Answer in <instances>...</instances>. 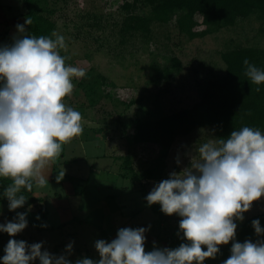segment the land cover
<instances>
[{
  "label": "rangeland",
  "instance_id": "obj_1",
  "mask_svg": "<svg viewBox=\"0 0 264 264\" xmlns=\"http://www.w3.org/2000/svg\"><path fill=\"white\" fill-rule=\"evenodd\" d=\"M126 1L131 0L58 2L52 18L57 23L55 31L66 39L67 49L62 51L68 57V64L83 67L88 76L74 78L73 91L65 98L68 105L81 112L83 132L62 145V154L52 163L49 183L34 185L31 193L24 191L37 202L26 201L27 207L25 203L9 210L4 188L0 186V222L12 219L18 211L28 212V225L14 238L28 243L43 241L42 248L56 254L64 252L65 246L73 242L69 256L73 261L87 254L98 259L95 240L110 241L125 226L148 229L146 251L167 247L166 242L173 239L185 242L179 231L181 217L161 218L145 197L169 173L187 167L193 153V161L196 160L197 146L219 139L218 133L214 126L199 128L187 136H179L170 149L133 146L129 139L135 133L134 122L140 117L189 108L200 101L199 88L225 71L221 54L229 47L264 48V34L258 33L261 22L255 17L189 40L176 27L180 13L169 24L154 23L148 41L139 35L122 43L121 27L128 13L121 7ZM0 10H3L0 11V44H5L3 36L8 34L12 42L17 35L15 25L24 22L28 9L23 0H0ZM195 19L201 22L202 16L198 14ZM97 22L101 25L99 29L92 27ZM204 28L199 25L195 30ZM174 58L179 59V66H174ZM166 68L170 70L168 76ZM91 82L96 87L95 96L91 94L94 92ZM81 83H84L82 87ZM127 158L136 176L125 168ZM152 167L158 169L157 177L139 178ZM63 171L64 177L57 181L56 174ZM3 179L11 180L0 177ZM259 213H264V196L252 202L243 213V220L236 221V232L248 218ZM43 224L47 226L42 227ZM9 238V234L0 232V256ZM231 243L219 247L230 250Z\"/></svg>",
  "mask_w": 264,
  "mask_h": 264
},
{
  "label": "clouds",
  "instance_id": "obj_2",
  "mask_svg": "<svg viewBox=\"0 0 264 264\" xmlns=\"http://www.w3.org/2000/svg\"><path fill=\"white\" fill-rule=\"evenodd\" d=\"M31 22L26 16L15 25L12 42L0 44V177L11 178L3 189L9 210L25 205L24 191L49 183L47 167L60 157L64 143L83 132L81 112L65 98L73 91V79L84 77L86 70L66 63L63 34H27ZM243 64L252 83H264V69L247 57ZM196 153V160L193 153L187 167L169 173L145 197L149 205L158 203L163 213L181 217L179 231L185 242L178 246L146 251L148 229L125 226L110 241L95 240L98 259L73 261V242L56 254L42 248L43 241L14 238L28 225L26 210L0 222V232L10 237L0 264H204L229 241L230 255L221 264H264V239H236V221L264 196V131L243 125L226 137L199 144ZM64 174L57 173L55 179ZM251 224L257 235L264 234L259 218Z\"/></svg>",
  "mask_w": 264,
  "mask_h": 264
},
{
  "label": "trees",
  "instance_id": "obj_3",
  "mask_svg": "<svg viewBox=\"0 0 264 264\" xmlns=\"http://www.w3.org/2000/svg\"><path fill=\"white\" fill-rule=\"evenodd\" d=\"M59 1L23 0L28 9L24 16L30 17L32 21L26 26L27 34L50 36L53 30H56L57 23L52 15L58 10ZM121 9L128 13L121 27L122 43L130 37L139 35L146 37L148 41L153 32L152 25L154 23L169 24L176 13L181 14L176 19V27L189 40L203 38L222 29L235 27L239 22L254 17L261 22L259 35L264 34V0H131L126 1ZM138 9L144 12L137 14ZM198 14L202 16L201 22L195 19ZM199 25H204L205 28L200 31L195 30ZM92 27L98 28L101 25L97 22ZM3 38L6 43H11L8 34H5ZM61 54L64 55L62 50ZM221 57L225 64V71L213 76L199 88L200 101L192 107L170 114L137 118L134 122L135 133L129 139L130 144L133 146L156 145L163 149H170L179 136H187L196 129L210 126L215 127L219 138L228 136L233 129H239L243 125L259 127L261 131H264V83L259 85L252 83L245 74L246 65L243 64L244 58L247 57L251 63L264 69V48L236 45L224 50ZM174 61V66L180 65L178 58H174ZM169 71L166 68L167 76ZM83 84L81 83L80 86L82 87ZM92 88L94 92L91 94L95 96L94 93L97 94V92L93 83ZM125 168L134 172L136 176L129 158L125 161ZM157 171V168H148L139 178H155ZM9 183H11L9 179L0 180L2 188ZM31 195L27 196L28 203L37 202ZM28 203L26 202V207ZM150 207L161 218L171 219L176 216V214L163 213L158 203H153ZM43 210V222H45L47 211L45 208ZM256 218H259L261 226L264 227V213L251 216L239 226L236 232L238 241L264 239V234L257 235L252 227L251 221ZM102 233L106 232L103 230ZM181 242V240L173 239L166 243L167 247H176ZM229 255L230 250L220 249L215 258H206L204 264H221ZM86 256L97 259L89 254Z\"/></svg>",
  "mask_w": 264,
  "mask_h": 264
},
{
  "label": "crops",
  "instance_id": "obj_4",
  "mask_svg": "<svg viewBox=\"0 0 264 264\" xmlns=\"http://www.w3.org/2000/svg\"><path fill=\"white\" fill-rule=\"evenodd\" d=\"M8 8H9V7H8ZM0 11H3V10H0ZM52 165H53V164L51 163V164L47 167V169H46V173H45V174L48 175V179L51 178V174H50V173L52 172V169H51V168H52Z\"/></svg>",
  "mask_w": 264,
  "mask_h": 264
}]
</instances>
